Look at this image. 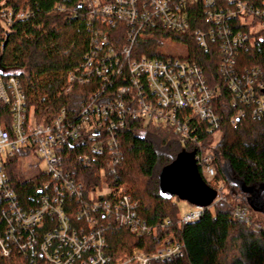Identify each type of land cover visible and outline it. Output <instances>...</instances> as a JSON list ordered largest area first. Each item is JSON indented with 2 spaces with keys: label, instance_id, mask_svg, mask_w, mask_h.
I'll return each mask as SVG.
<instances>
[{
  "label": "built area",
  "instance_id": "obj_1",
  "mask_svg": "<svg viewBox=\"0 0 264 264\" xmlns=\"http://www.w3.org/2000/svg\"><path fill=\"white\" fill-rule=\"evenodd\" d=\"M62 1L83 8L87 25L94 31L93 51L86 63L68 76V93L74 86L90 85L93 76L109 85L110 77L122 78L125 70L128 82L126 87H117L100 104L90 98L82 107L77 123H65L62 113L49 126H41L35 113L27 107L18 81L0 78V203L6 204L3 209L5 233L0 234V258L9 259L20 248L41 260L42 264H111L105 252L103 222L119 225L136 237L152 234L134 213L137 204L125 195L123 188L110 183V179L117 176L114 169L119 161L118 157L114 158L118 143L115 134L124 128L126 120L171 131L181 145L191 146L193 150L189 156L193 158L201 180L216 193L215 201H225L220 187L215 185L217 172L213 156L201 147L196 137L190 136L191 124L198 121L207 124L208 133L216 138L219 118L214 113L213 103L217 92L207 86L195 64L177 59L134 60L132 45L137 38L148 34L149 27H160L177 36L189 35L205 52L209 50V44L218 43L219 74L227 80L232 93L252 107L251 116L261 120L264 119V80L256 74L253 78L241 79L232 78L230 74L234 55L249 41L250 35L260 33L264 39V7H257L253 0ZM197 6L205 11L204 24L207 27L204 32L192 29L190 25L188 12ZM28 19L29 14L24 12L2 14L6 27L12 22ZM232 23L242 29L236 30L233 37ZM102 27H125L128 30L124 35L125 45L120 50L115 49ZM243 116L242 112L238 114V118ZM231 123L234 125L235 121ZM69 143L89 147L90 155L75 160L85 169H95L92 157L104 158V153L112 157L104 161L103 168L96 169L99 181L90 190H87L86 187H90L84 183L76 164L64 155V147ZM14 159L20 162L18 172L21 179V169L34 171L35 175L26 181L40 180L44 191L38 205L29 210L20 206L8 179ZM67 201L77 205L73 214H68L73 206L65 207ZM204 209L191 208L181 215V224L198 222ZM247 211L246 208L237 209L231 221L251 225ZM99 216L104 221L101 222ZM50 220H54L56 226L42 233L41 242L37 241V231H43ZM260 228L253 227L254 230ZM26 234L27 250L25 246H19ZM180 255L178 245H169L153 256L143 250H134L124 254L115 264L170 262Z\"/></svg>",
  "mask_w": 264,
  "mask_h": 264
},
{
  "label": "trees",
  "instance_id": "obj_2",
  "mask_svg": "<svg viewBox=\"0 0 264 264\" xmlns=\"http://www.w3.org/2000/svg\"><path fill=\"white\" fill-rule=\"evenodd\" d=\"M253 1L257 7H264V0ZM5 12L28 13L29 19L12 22L4 28L2 14ZM204 12L201 6L189 10L192 29L205 31ZM85 13L77 4L62 0H0V69L5 74L0 78L18 81L25 103L35 113L38 125L49 126L62 113L65 123H77L82 107L90 98L100 104L117 87H126L128 74L125 70L122 78L110 77L109 85L93 76L90 85L74 86L68 93V76L83 66L93 51L94 31L87 25ZM94 28L99 29V26L94 25ZM230 29L231 37L236 35V30H242L235 23ZM101 30L115 49L120 50L125 45L124 35L128 31L125 27H102ZM147 33L132 45L134 60L177 59L193 63L202 72L207 86L217 92L213 103L214 113L219 118L217 141L214 143L216 138L208 133L209 126L198 121L191 124L190 136L196 137L201 147L213 156L217 172L215 185L220 187L225 201L217 200L204 209L198 222L182 225L181 202L161 197L159 177L183 152L191 154L192 147L181 145L171 131L126 120L124 128L115 134L118 143L114 158L118 157L119 161L114 169L117 176L110 179V183L123 188L125 195L137 204L134 213L152 234L136 237L119 225L103 222L105 252L111 264L134 250H143L153 256L169 245H178L181 255L170 262L152 264H264V223L253 222L250 218L251 225H246L230 219L239 208L264 215V119H254L252 107L242 103L219 74L218 43L209 44L205 52L189 35H173L160 27H149ZM234 59L230 77L253 78L256 74L264 80L261 34L252 33L249 41L238 48ZM240 112L244 113L243 118H238ZM64 148V155L73 160L84 183L90 187H86L87 190L96 186L99 181L96 169L103 168L104 161L112 157L107 153L103 154L104 158L92 157L95 169H85L75 160L90 155L89 147L69 143ZM12 163L8 179L17 201L25 210L34 208L44 194L40 180H22L18 172L20 162L14 159ZM72 206L69 215L77 205L72 201L65 204V207ZM4 208L6 204L1 202V235L5 233ZM99 220L104 221L102 216ZM256 225L260 230L253 229ZM55 226L56 222L50 220L43 231H37L35 239L41 242L42 233ZM27 237V234L22 237L20 247L26 245ZM0 264H42V261L18 248L11 258H0Z\"/></svg>",
  "mask_w": 264,
  "mask_h": 264
},
{
  "label": "water",
  "instance_id": "obj_3",
  "mask_svg": "<svg viewBox=\"0 0 264 264\" xmlns=\"http://www.w3.org/2000/svg\"><path fill=\"white\" fill-rule=\"evenodd\" d=\"M0 77H5L1 69ZM159 181L166 200L175 198L194 208H207L216 199V193L201 180L193 158L184 152L161 173Z\"/></svg>",
  "mask_w": 264,
  "mask_h": 264
},
{
  "label": "rangeland",
  "instance_id": "obj_4",
  "mask_svg": "<svg viewBox=\"0 0 264 264\" xmlns=\"http://www.w3.org/2000/svg\"><path fill=\"white\" fill-rule=\"evenodd\" d=\"M3 27L6 28V26L3 24ZM217 139V138H216ZM21 174H23V180H28L31 179L34 175L35 172L32 170H29L28 168H23L21 169ZM181 207V211H182V215L186 214L188 211H190L191 209L188 208V206L186 205V203H181L180 205ZM255 211H252L251 209H249L246 213L248 218H251L253 220V222H263L264 223V215H262V213H254Z\"/></svg>",
  "mask_w": 264,
  "mask_h": 264
}]
</instances>
